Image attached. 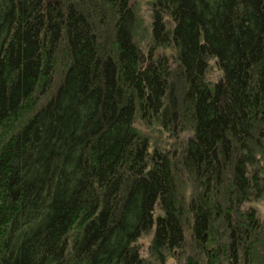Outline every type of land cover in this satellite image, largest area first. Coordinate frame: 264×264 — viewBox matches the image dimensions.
<instances>
[{"label": "trees", "instance_id": "1", "mask_svg": "<svg viewBox=\"0 0 264 264\" xmlns=\"http://www.w3.org/2000/svg\"><path fill=\"white\" fill-rule=\"evenodd\" d=\"M131 1L0 0V264H263L264 0Z\"/></svg>", "mask_w": 264, "mask_h": 264}, {"label": "rangeland", "instance_id": "2", "mask_svg": "<svg viewBox=\"0 0 264 264\" xmlns=\"http://www.w3.org/2000/svg\"><path fill=\"white\" fill-rule=\"evenodd\" d=\"M134 1L135 0H132L131 3L134 4V7L137 9L136 12L138 15V22L136 24L137 28L135 30L133 29L134 35H132V39H133L134 45L137 46V48L139 46L140 49H145V48L147 49L148 47L146 46L149 43L148 30H149V23H150V20H149L150 19V9L148 7V4L145 2V0H137L136 2ZM160 53H163L162 55L165 54V56L170 60L173 58V52L170 47L166 49H161ZM142 65L143 67H145L147 65V61H143ZM209 66H210V74H209L210 78L208 79L215 81L219 73L212 62L210 63ZM142 130L145 131L146 133H151V130L148 128H142ZM181 137H186V133H182ZM172 143H173V140L168 142V144H172ZM174 145H170L166 148L174 150ZM262 154L263 156L259 154L256 157V160L259 163V165H263L264 163V159H263L264 152ZM188 193H189V190H188ZM262 197H263L262 199L256 200L254 202H251V201L248 202L247 204L244 205V207L245 208L250 207L251 205L256 210L257 217L259 218L261 222V234L259 236V243L257 244V246H255L254 250H256V252L259 255L258 259H263V264H264V193L262 194ZM241 209L243 210V206ZM185 235H186L185 247L182 250L175 251L174 253L168 255L167 261L165 264H176L182 257L184 258V254L183 255H181L180 253L177 254V252L186 250L185 252L186 255L193 254L194 256L199 253V251L193 246L192 244L193 242H191L189 236L187 235V232L185 233ZM150 236H151L150 234L145 235L141 237L138 241V245H139L138 247L141 250V255H145L147 251V244L150 239ZM155 264L157 263L155 262ZM202 264H205V262H202Z\"/></svg>", "mask_w": 264, "mask_h": 264}]
</instances>
